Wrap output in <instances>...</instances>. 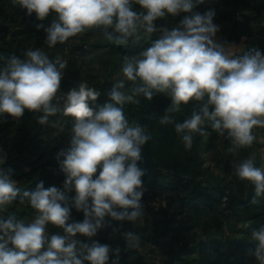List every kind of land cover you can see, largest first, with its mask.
Here are the masks:
<instances>
[{
  "label": "clouds",
  "instance_id": "1",
  "mask_svg": "<svg viewBox=\"0 0 264 264\" xmlns=\"http://www.w3.org/2000/svg\"><path fill=\"white\" fill-rule=\"evenodd\" d=\"M202 2L135 0L146 10L137 12L133 0H13L29 16L35 12L40 21L56 13L49 26L36 25L47 33L50 47L101 26L117 45L138 40L141 33L160 35L135 58H123V75L134 82L130 92L123 91V82H117L108 99L95 107L92 103L100 93L86 82L53 103L67 65L53 62L39 49L27 50L26 59L13 55L0 64V115L20 118L25 109L42 111L37 118L41 125H49V117L58 113L73 118L70 146L57 155L59 170L65 176L63 188L45 187L41 181L34 190L23 192L22 199L27 198L37 212L29 223L11 215L0 219V264H118L120 248L92 238L104 227L106 217L135 223L144 214L145 171L138 162L151 136L146 126L130 125L122 107L138 104L139 96L152 100L156 93L170 95L171 104L160 118L161 124L172 122L167 113L179 112L182 104L202 102L198 111L175 123V131L188 149L193 134H204L206 123L220 136L227 133L234 153L252 145L256 139L252 129L264 127V53L254 48L242 54L232 52L217 36L214 10L193 11ZM181 12L190 15L176 28L154 23L167 14ZM137 80L140 83H135ZM233 171L240 180L252 183L251 203H258L257 198L264 197V170L248 157L234 161ZM12 172L0 167V209L20 195ZM66 191L75 195L69 198ZM72 207L83 212L82 221L69 222ZM48 224L61 228L63 234L49 237ZM78 234L88 237V242L78 239ZM123 237L127 245L139 247L137 233L127 231ZM251 239L258 245L250 254L256 264H264V226L253 229Z\"/></svg>",
  "mask_w": 264,
  "mask_h": 264
},
{
  "label": "trees",
  "instance_id": "2",
  "mask_svg": "<svg viewBox=\"0 0 264 264\" xmlns=\"http://www.w3.org/2000/svg\"><path fill=\"white\" fill-rule=\"evenodd\" d=\"M132 7L137 12L146 11L135 0ZM208 10H214L213 23L223 32L225 44L241 43L239 54L253 48L264 53V0H203L193 9L200 13ZM186 15L190 13L167 14L154 23L171 30ZM55 18L52 12L40 21L35 12L29 16L13 0H0V64L13 55L26 59L29 49H39L53 62L66 63L54 104L81 82L100 93L93 107L108 99L117 82H123V91L130 92L134 82L123 75V58H135L160 35L141 33L140 39L117 45L101 26L85 29L50 47L47 33L36 25L47 27ZM137 99L138 104L126 103L122 107L129 124L146 126L151 136L138 162L145 171L141 201L144 214L135 223L106 217L104 227L92 239L113 248L118 246V264H256L249 250H254L258 242L251 239V233L264 226V197L251 203L254 186L235 176L233 162L252 157L255 166L264 170V127H254L256 139L252 145L234 153L227 133L220 136L206 123L204 134H193L192 147L188 149L176 133L175 123L198 111L202 102L182 104L179 112L167 113L172 122L161 124L160 118L171 104L170 95L156 93L152 100L143 96ZM42 114L25 109L20 118L0 115V167L13 170L12 178L20 189L17 199L0 209V219L11 215L29 223L37 212L27 198L22 199L23 192L34 190L41 181L45 187L63 188L65 176L59 170L57 155L70 146L73 118L58 113L49 117V125H41L37 118ZM57 121L59 124L52 127ZM66 195L71 198L75 192L66 191ZM83 219V212L72 207L69 222ZM127 231L139 235V247L127 245L123 237ZM55 233L63 234V230L48 224L46 235ZM77 238L89 240L79 234Z\"/></svg>",
  "mask_w": 264,
  "mask_h": 264
},
{
  "label": "rangeland",
  "instance_id": "3",
  "mask_svg": "<svg viewBox=\"0 0 264 264\" xmlns=\"http://www.w3.org/2000/svg\"><path fill=\"white\" fill-rule=\"evenodd\" d=\"M217 36H218L219 40H220L222 43H224V42H223L224 34H223V32L221 31L220 28H219V31H218V33H217ZM224 44H225V43H224ZM241 45H242L241 43H239V44H232V45L225 44V46L230 47V49H231L232 52L237 53V54H239V51H240V49H241Z\"/></svg>",
  "mask_w": 264,
  "mask_h": 264
}]
</instances>
